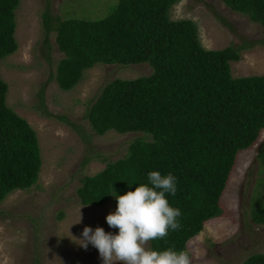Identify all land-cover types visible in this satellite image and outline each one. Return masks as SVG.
<instances>
[{"label": "trees", "instance_id": "16d2710c", "mask_svg": "<svg viewBox=\"0 0 264 264\" xmlns=\"http://www.w3.org/2000/svg\"><path fill=\"white\" fill-rule=\"evenodd\" d=\"M177 1L119 0L114 11L96 20L63 18L47 7L43 42L50 46L55 34L63 53L56 79L64 90L98 63L152 65L148 75L108 82L89 108L87 118L98 134L143 132L148 138H136L122 158L107 162L95 175H84L78 196L85 205L117 203L115 192L134 191L147 183L149 172H172L177 193L167 198L181 209V228L150 241V246L186 250L191 259L189 240L207 221L224 214L221 198L238 154L251 148L264 129V73L234 77L231 62L240 60L243 49L254 42L205 48L192 19L171 18ZM223 1L264 27V0ZM19 4L0 0V60L18 50ZM8 90L0 74V201L34 186L42 166L37 133L8 105ZM258 156L261 175L250 214L264 224V151ZM241 264H264V252L252 253Z\"/></svg>", "mask_w": 264, "mask_h": 264}, {"label": "rangeland", "instance_id": "374dc122", "mask_svg": "<svg viewBox=\"0 0 264 264\" xmlns=\"http://www.w3.org/2000/svg\"><path fill=\"white\" fill-rule=\"evenodd\" d=\"M118 2L20 0L15 32L18 50L0 60V74L9 85L8 105L37 133L42 166L34 186L15 190L0 201V264H103L98 249L91 244L84 249L76 238H83L85 226L117 234L106 220L117 203L85 205L78 188L84 175H95L107 162L122 158L130 144L145 134L116 130L98 134L87 112L108 82L148 75L153 67L149 62L98 63L84 72L77 85L64 90L56 79L63 53L54 33L50 46L44 44L43 13L49 7L63 18L96 20L108 16ZM170 16L192 19L207 49L253 41L243 49L240 60L231 62L232 75L264 73V27L223 0H178ZM262 151L264 129L251 148L238 154L221 198L224 214L207 221L189 240L191 264H241L252 253L264 252V224L254 222L250 214Z\"/></svg>", "mask_w": 264, "mask_h": 264}, {"label": "clouds", "instance_id": "9594fccd", "mask_svg": "<svg viewBox=\"0 0 264 264\" xmlns=\"http://www.w3.org/2000/svg\"><path fill=\"white\" fill-rule=\"evenodd\" d=\"M176 193L177 177L172 172L162 175L151 171L147 183H140L134 191L113 194L117 209L106 220L109 227L119 229L118 234L106 232L103 227L93 231L85 226L83 238H75L84 249L89 244L98 249L103 264H191L186 250L168 247L157 251L150 246V241L164 239L169 232L181 228V209L172 206L167 198Z\"/></svg>", "mask_w": 264, "mask_h": 264}]
</instances>
